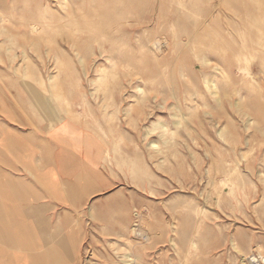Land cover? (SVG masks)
I'll list each match as a JSON object with an SVG mask.
<instances>
[{"label": "rangeland", "instance_id": "374dc122", "mask_svg": "<svg viewBox=\"0 0 264 264\" xmlns=\"http://www.w3.org/2000/svg\"><path fill=\"white\" fill-rule=\"evenodd\" d=\"M0 62L48 130L71 106L110 145L117 184L81 213L75 264H264V0H7ZM136 85L169 107L152 99L126 119ZM178 100L187 121L154 158L146 130L158 118L173 129Z\"/></svg>", "mask_w": 264, "mask_h": 264}, {"label": "crops", "instance_id": "0c3cea01", "mask_svg": "<svg viewBox=\"0 0 264 264\" xmlns=\"http://www.w3.org/2000/svg\"><path fill=\"white\" fill-rule=\"evenodd\" d=\"M2 48L13 60L14 50ZM16 79L0 76V264H75L84 243L81 213L117 182L97 161L93 141L75 146L67 136L63 143L48 130L45 109L14 100L21 93L5 84Z\"/></svg>", "mask_w": 264, "mask_h": 264}, {"label": "bare ground", "instance_id": "6f19581e", "mask_svg": "<svg viewBox=\"0 0 264 264\" xmlns=\"http://www.w3.org/2000/svg\"><path fill=\"white\" fill-rule=\"evenodd\" d=\"M55 3V2H54ZM64 4L61 3V7L63 8ZM11 12V11H10ZM53 15V14H52ZM76 16V15H75ZM47 18V17H46ZM49 18V17H48ZM47 18V19H48ZM7 19V18H6ZM51 19V18H50ZM49 21V20H48ZM46 21V22H48ZM62 21V20H61ZM64 21V20H63ZM64 23V22H63ZM44 24V23H42ZM49 24V23H48ZM74 24V23H73ZM77 24V23H76ZM127 24V23H126ZM50 25V24H49ZM67 25L70 26V24L67 23ZM78 25V24H77ZM135 25V24H134ZM62 26V25H61ZM64 26V25H63ZM62 26V28H63ZM72 26V24H71ZM50 27V26H49ZM48 27V28H49ZM59 27V25H58ZM74 27H75V24H74ZM41 28V27H40ZM45 28V26H43V29ZM62 28H59L57 29L58 31H60V29L62 30ZM66 28V26H65ZM68 28V27H67ZM66 28V29H67ZM70 28V27H69ZM73 28V27H72ZM70 28V29H72ZM29 29V28H28ZM56 29V27H55ZM30 30L35 33L37 31H39V27L36 26V25H31L30 26ZM57 30H55L54 32H56ZM42 31V30H41ZM52 32V28L50 30ZM64 31V30H62ZM49 32V31H48ZM61 32V31H60ZM59 32V33H60ZM46 35L50 34V32L47 34V32H45ZM55 35V33H53ZM58 34V33H57ZM53 35V36H54ZM57 36V35H56ZM62 36V35H61ZM15 42V41H14ZM157 48L159 47L158 44H154ZM153 47V45H152ZM103 47H101V50L100 52L104 54V50L105 52L107 51L106 49H102ZM156 48V49H157ZM155 49V50H156ZM158 51V49H157ZM155 52V51H154ZM162 53V52H161ZM211 56V55H210ZM20 57V56H19ZM103 58H105V55H103ZM214 58V57H213ZM212 58V59H213ZM56 60V63L59 64V61H60V58L59 57H55L54 58ZM82 61V60H81ZM105 61L106 62H111V59L109 57H106L105 58ZM1 63V62H0ZM102 63V62H101ZM204 63L205 65H208L210 63V60L206 59L204 60ZM212 68V67H211ZM218 69V68H217ZM106 70L107 68L103 65L102 67H100V69H98L96 71L97 73V76H96V80L92 82V86H95V90H96V86L97 84H99L104 76H105V73H106ZM191 72V71H190ZM183 73V72H182ZM184 74V73H183ZM207 75V74H206ZM182 76V75H181ZM184 76V75H183ZM182 76V77H183ZM202 76V75H201ZM252 76V75H251ZM250 76V77H251ZM253 77V76H252ZM184 78V77H183ZM51 79L55 80L57 79V76H53ZM183 80V79H182ZM143 80L141 79L140 82H142ZM185 81V80H184ZM206 82V81H205ZM209 83V82H208ZM59 84V83H58ZM210 84L211 87L215 88L216 89V84L215 82H211ZM208 85V84H207ZM98 87V86H97ZM210 87V89H211ZM9 88V87H8ZM98 89V88H97ZM134 93H133V99H135V101L133 102L134 105H129L128 108H126L124 110V115H125V118H138V119H142V117L145 115L144 114V110L150 108L147 103L148 102H152V99L153 97L151 96H147V91H145L142 87H140V85H136L134 88ZM2 90V88H1ZM0 90V91H1ZM94 90V91H95ZM12 91V90H9V92ZM2 93V92H1ZM4 94V93H3ZM132 94V93H131ZM198 94V93H197ZM196 94V95H197ZM2 95V94H1ZM159 95H161V92L160 91H156V97H154L153 99V102L155 100V104L163 109H167L169 107V101L165 98H162L161 100L159 99ZM16 95H14V100H15V97ZM127 96V95H126ZM188 97V96H187ZM190 97V96H189ZM199 97V96H198ZM175 100H177V98H175ZM17 101V100H15ZM10 103V102H9ZM21 103V102H20ZM20 104H18L19 106ZM15 106V105H14ZM26 107V106H24ZM24 107H22V109H24ZM192 107V106H191ZM16 108V107H15ZM26 109V108H25ZM24 109V112H26ZM171 109L173 110V119H174V126H173V129L170 128L169 124L164 121L163 119L161 118H158L155 122H153V124L151 125V127L149 129L146 130V133H145V138L148 140V151L150 153L151 156H153L154 158L155 157H160L161 155H163V146L165 145H168L170 143V140H172L175 135L177 134V131L180 130V128L184 127L186 121H187V117L185 118V114H183L182 112V108L180 106V102L179 100L177 101V105H173L171 106ZM195 110V109H194ZM193 110V111H194ZM136 112V114H135ZM65 114H66V118L61 116V118H59L57 120V123L54 124L53 126H51V129L50 130H53L54 132L56 133H61L62 134V137H63V143H65L66 139H67V136H69L68 138L72 141V145H75V146H80L81 145V142H82V139H84L85 141H89V143L91 141H93L94 143V147H95V150H96V158H97V161H101V160H104V161H108V160H111V156H112V153H111V150H110V145L107 143H105V141L101 140L97 135L93 134V133H90V132H87L88 130L83 128L81 125L73 122L70 118H68V116L72 115L73 114V110L71 108V106H69L67 108V111H65ZM135 114V115H134ZM171 114V113H170ZM26 115V114H25ZM29 119V117H28ZM26 119V120H28ZM31 119V118H30ZM29 119V120H30ZM111 119V118H110ZM254 119V118H253ZM32 122V120H30ZM171 121V120H170ZM258 122V121H257ZM251 122L248 123V125L250 124ZM34 124V123H32ZM257 124V123H256ZM35 125V124H34ZM33 125V126H34ZM260 126V124H259ZM258 126V127H259ZM38 129V128H37ZM39 130V129H38ZM175 130V132H174ZM20 131V130H19ZM218 132V131H217ZM42 133V132H41ZM154 136H157L159 140H155L154 139ZM114 139V138H113ZM48 142V141H47ZM50 149V148H49ZM75 163V161L73 162V164ZM67 165V164H66ZM71 167V166H70ZM258 174V173H257ZM203 194V193H201ZM203 196V195H202ZM201 197V196H200ZM216 200V199H215ZM208 201V200H207ZM212 202V200H211ZM221 203V201H220ZM254 206V205H253ZM218 207V206H217ZM206 213V212H205ZM138 219V218H137ZM137 235L139 237L140 234H141V228L139 225H135L133 228H132V231H131V235ZM130 240V239H129ZM34 255V254H33ZM257 256H260L261 260H263L264 262V257L261 255V254H258ZM1 258V257H0ZM125 258V262L126 263H129L130 262V256L127 255L124 257ZM244 258V257H243ZM251 258V257H250ZM253 259V258H252ZM259 260V259H258ZM252 262V261H251ZM255 261H253V264H256L254 263ZM262 262V261H261Z\"/></svg>", "mask_w": 264, "mask_h": 264}, {"label": "built area", "instance_id": "2783aa9c", "mask_svg": "<svg viewBox=\"0 0 264 264\" xmlns=\"http://www.w3.org/2000/svg\"><path fill=\"white\" fill-rule=\"evenodd\" d=\"M255 263V262H254ZM257 264H259L258 262H257Z\"/></svg>", "mask_w": 264, "mask_h": 264}]
</instances>
